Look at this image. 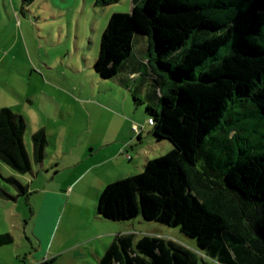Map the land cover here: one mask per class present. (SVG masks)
Returning <instances> with one entry per match:
<instances>
[{
    "label": "trees",
    "instance_id": "trees-1",
    "mask_svg": "<svg viewBox=\"0 0 264 264\" xmlns=\"http://www.w3.org/2000/svg\"><path fill=\"white\" fill-rule=\"evenodd\" d=\"M131 2L129 11L109 16L93 70L113 78L144 39L135 72L151 80L153 92L143 95L154 138L173 147L147 159L141 172L107 183L97 212L178 227L214 263L173 240L142 234L134 242L129 233L117 235L98 264H264V0ZM26 128L22 114L0 109V163L21 174L43 160L47 145L40 128L30 155ZM2 176L27 194L15 176ZM0 195L13 197L2 186ZM13 242L0 232V245Z\"/></svg>",
    "mask_w": 264,
    "mask_h": 264
},
{
    "label": "rangeland",
    "instance_id": "rangeland-1",
    "mask_svg": "<svg viewBox=\"0 0 264 264\" xmlns=\"http://www.w3.org/2000/svg\"><path fill=\"white\" fill-rule=\"evenodd\" d=\"M22 1L0 0V61L3 59L0 76L4 82L0 83V96L7 103L17 102V107L25 112L28 121L24 138L30 155L33 153L32 134L44 128L47 145L42 164L47 167L56 154L61 156L60 162L53 164L60 170L57 173L53 165L41 168V163L33 162L32 170L21 174L2 163L4 176L13 175L28 187L31 181H36L31 188L33 192L26 198L19 194L18 187L0 176V185L16 197L0 196V230L14 232L20 228L13 234L18 239L16 245L22 241L25 242L23 247L29 248V241L21 240L20 235L24 233L25 221L31 218L32 207L41 200L39 190L46 180L49 188L63 181L65 191L75 175L88 169L89 174L78 188L93 173L101 174L109 183L141 172L143 158L166 152L160 144L149 147L154 141L148 138L149 133L152 136L153 125H147L150 115L141 91L136 90L135 85L130 90L127 87L130 83L101 78L86 65V57L98 50L108 14L114 9L129 11L127 2L130 0L103 7L96 6L94 0H78V5L76 1L58 0V7L52 0H34L24 8ZM132 92L143 102L135 103ZM141 131L139 145L146 151L142 162L137 163L131 147L138 143L137 134ZM161 140L173 147L169 140ZM118 152L120 155L113 158ZM128 154L133 157L131 160L127 159ZM75 162L72 168L67 167ZM36 171L38 177L34 174ZM93 194L89 195L97 202ZM17 222L21 224L16 226ZM133 229L136 236L151 234L173 240L214 263L198 248L195 239L178 227L137 217Z\"/></svg>",
    "mask_w": 264,
    "mask_h": 264
},
{
    "label": "crops",
    "instance_id": "crops-1",
    "mask_svg": "<svg viewBox=\"0 0 264 264\" xmlns=\"http://www.w3.org/2000/svg\"><path fill=\"white\" fill-rule=\"evenodd\" d=\"M52 1L54 6H60L57 2L58 0ZM70 1H76L77 5L79 4L78 0ZM127 3L131 8V0ZM116 11L123 10H111L110 14H108V18L113 12ZM102 15H106V9ZM144 45L145 41L143 39L136 45V55L132 56L126 62L125 69L116 74L111 79L120 84H128L133 81V85H135L136 89H139L142 94L150 95L153 90L150 86L151 80L149 76L147 74L135 72L138 71V68L142 66ZM97 53L98 50L97 52H94L93 55L86 57V65L90 66L92 69ZM2 60L3 59H1V61ZM2 79L3 77L0 76V83H4ZM5 101L4 97L0 96V109L4 106L10 107L16 113L22 114L27 120L25 112L22 110V108L17 107V102H12V104H10ZM147 125L151 126L152 124L147 122ZM130 130L132 129L130 128ZM142 135V131L137 134L139 141L134 145V147H131L134 149V153L137 156V163L142 162L141 158H143L142 156L146 151L143 146L139 145L142 143ZM151 135L152 136L150 137L149 133L148 138H151L150 140L154 141L149 143V147H155L156 145L160 144L161 147H163L164 152H168L172 149V147L170 145H166L163 140H156L153 136L152 129ZM119 155V152L118 154L115 153L113 158H116ZM128 155L130 156V154ZM132 158V156L129 158L127 157L128 160H131ZM60 159L61 156L59 157V155L56 154L54 159L51 160L49 166L47 167H52L51 165L59 163ZM147 159L148 158H143L142 164L145 163L144 161ZM43 161L44 160H42L40 163L42 164ZM75 164L76 162L67 167L72 168L75 166ZM54 165V172H59L60 170L58 167ZM1 166L2 163H0V168ZM44 166L45 165L42 164L41 168ZM87 170L88 169L84 170L80 174L75 175V178L73 177L71 179V182L65 191L63 190V181L60 182L59 180L56 187L49 188L47 187L48 180H46L45 186L39 190V194H41V200L39 204H36L34 207H32L31 218L25 221L23 228L24 233L23 235H20V237L23 236L21 240L24 238L29 241L31 244L30 247L24 248L23 244L25 242L22 241L19 243L20 246L16 245L18 239L13 235V243L0 245V248H3L0 249V264H38L39 262L49 259L52 260L51 264H98L100 257L104 253V250L117 235L133 233L134 242L136 241L139 236H136V232L133 228L135 219L140 216L126 221H114L106 219L97 212V202L96 200H93L94 197H92V195H89L90 193H94L97 197L96 199H98L101 190L108 183V180H103L101 177L102 175L99 173H93L87 178L85 183H83L84 185L78 188V184L89 174V171ZM34 174L38 177V171H36ZM0 176L3 177L2 174H0ZM52 177L54 178L55 176ZM35 182L36 181L33 180L29 183L30 186L28 187L27 194H25L26 198H28V195L33 192L32 187L34 186ZM4 189L6 190V188ZM91 190H93V192ZM6 192L9 193L7 190ZM8 198L16 197L10 196ZM19 221L21 222V219ZM20 222H17L16 226L21 224ZM16 229L17 230L10 233L14 234L16 231H19L20 228ZM0 231L2 233V231L5 230ZM20 248H22V250H20Z\"/></svg>",
    "mask_w": 264,
    "mask_h": 264
},
{
    "label": "built area",
    "instance_id": "built-area-1",
    "mask_svg": "<svg viewBox=\"0 0 264 264\" xmlns=\"http://www.w3.org/2000/svg\"><path fill=\"white\" fill-rule=\"evenodd\" d=\"M147 122H148L149 124H152V118H148ZM134 128L136 129L135 126H134ZM127 157L129 158L130 156L128 155Z\"/></svg>",
    "mask_w": 264,
    "mask_h": 264
}]
</instances>
